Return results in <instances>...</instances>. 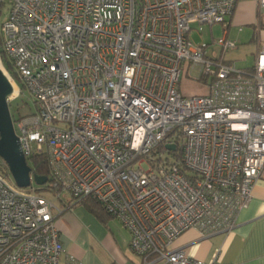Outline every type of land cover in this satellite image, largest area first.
Wrapping results in <instances>:
<instances>
[{
    "label": "built area",
    "instance_id": "built-area-1",
    "mask_svg": "<svg viewBox=\"0 0 264 264\" xmlns=\"http://www.w3.org/2000/svg\"><path fill=\"white\" fill-rule=\"evenodd\" d=\"M5 4L0 65L17 89L8 105L27 93L35 112L12 120L30 186L9 182L2 161L0 264H60L55 203L65 200L118 220L144 264H221L173 244L189 230L234 231L264 173V44L251 68L223 58L236 47L225 36L236 0ZM214 25L223 37L208 59L190 34ZM184 69L206 95L180 94ZM40 155L48 176L38 187L52 199L32 187Z\"/></svg>",
    "mask_w": 264,
    "mask_h": 264
},
{
    "label": "crops",
    "instance_id": "crops-1",
    "mask_svg": "<svg viewBox=\"0 0 264 264\" xmlns=\"http://www.w3.org/2000/svg\"><path fill=\"white\" fill-rule=\"evenodd\" d=\"M263 16L264 9L259 8L257 0H236L225 32L227 39L236 42L231 53L234 59L251 54L255 62L264 44ZM234 34L236 39H231ZM56 203L61 209L55 218L63 247L60 264H68L70 258L77 264H144L129 249V233L98 205L90 200L74 205L68 200ZM173 247L205 263L264 264V173L252 190L249 205L239 213L234 231L202 238L197 231L189 230L175 240Z\"/></svg>",
    "mask_w": 264,
    "mask_h": 264
},
{
    "label": "rangeland",
    "instance_id": "rangeland-1",
    "mask_svg": "<svg viewBox=\"0 0 264 264\" xmlns=\"http://www.w3.org/2000/svg\"><path fill=\"white\" fill-rule=\"evenodd\" d=\"M0 24L1 22L5 19V16L7 14V5L5 4L4 6H0ZM195 29V27H192ZM231 36V35H230ZM223 37V28L221 25H214L213 27H208V26H202L201 32H197L192 30L190 34L191 40L197 44V45H202V44H207L208 46L206 47L204 51V55L208 59H216L219 55L218 48L213 45L214 41L220 39ZM231 39H236V34L231 37ZM238 45L237 47H239ZM233 50V49H232ZM232 50L229 51L223 58L225 61H228L230 63H235L236 67L238 69H247L251 68L254 65V57L251 54H247L244 58L242 59H234L232 56ZM205 82H196V81H191L188 76L186 75L185 69L183 70V74L181 77V81L179 83V92L183 97L189 98L193 96H203L207 94V89L205 87ZM9 111L10 115L12 116V120H16L20 117H25L31 114H34L35 108L32 100L28 96L27 93H24L19 99L14 100L10 105H9ZM2 160H0V171L3 169L2 168ZM143 169L147 170V166L143 165ZM7 174V171H2ZM9 177L7 180L9 182H12V177L11 175H8ZM36 195H40L43 197H46L48 199H52L50 194L47 193L46 191H42L41 187H38L37 185L33 184ZM57 204V203H56Z\"/></svg>",
    "mask_w": 264,
    "mask_h": 264
},
{
    "label": "water",
    "instance_id": "water-1",
    "mask_svg": "<svg viewBox=\"0 0 264 264\" xmlns=\"http://www.w3.org/2000/svg\"><path fill=\"white\" fill-rule=\"evenodd\" d=\"M12 93L11 84L0 70V160L7 166L17 188L25 189L30 186L31 169L26 164L14 133L13 121L7 101ZM168 148L170 150L174 149L173 146ZM33 180L37 186H42L46 183L45 177L37 175H33Z\"/></svg>",
    "mask_w": 264,
    "mask_h": 264
},
{
    "label": "trees",
    "instance_id": "trees-1",
    "mask_svg": "<svg viewBox=\"0 0 264 264\" xmlns=\"http://www.w3.org/2000/svg\"><path fill=\"white\" fill-rule=\"evenodd\" d=\"M32 167H33V174L37 175L39 177H47L48 176V168L46 165V159L44 156H34L30 160ZM88 201V200H85ZM85 201L80 202L81 204L84 203ZM94 205H97L96 203H91Z\"/></svg>",
    "mask_w": 264,
    "mask_h": 264
},
{
    "label": "bare ground",
    "instance_id": "bare-ground-1",
    "mask_svg": "<svg viewBox=\"0 0 264 264\" xmlns=\"http://www.w3.org/2000/svg\"><path fill=\"white\" fill-rule=\"evenodd\" d=\"M0 70L3 72V74H5L4 73V69H3V67L1 65H0ZM5 77H7V76L5 75ZM12 89H13V93H12L11 97L13 98V97H15V95L17 93V89H16V87L13 84H12Z\"/></svg>",
    "mask_w": 264,
    "mask_h": 264
}]
</instances>
